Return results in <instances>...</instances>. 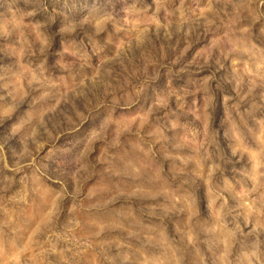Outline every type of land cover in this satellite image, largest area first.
<instances>
[{
	"label": "rangeland",
	"instance_id": "obj_1",
	"mask_svg": "<svg viewBox=\"0 0 264 264\" xmlns=\"http://www.w3.org/2000/svg\"><path fill=\"white\" fill-rule=\"evenodd\" d=\"M0 264H264V0H0Z\"/></svg>",
	"mask_w": 264,
	"mask_h": 264
}]
</instances>
